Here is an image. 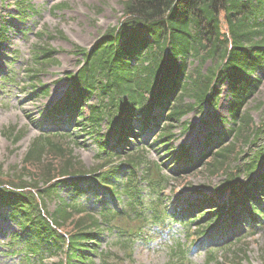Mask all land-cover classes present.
Listing matches in <instances>:
<instances>
[{
    "label": "trees",
    "instance_id": "obj_1",
    "mask_svg": "<svg viewBox=\"0 0 264 264\" xmlns=\"http://www.w3.org/2000/svg\"><path fill=\"white\" fill-rule=\"evenodd\" d=\"M119 1L122 14L117 26L104 31L89 50L74 45L80 67L66 75L68 89L48 112L53 131L31 141L17 182L0 179V209L19 228L12 237L21 245L19 260L25 264H40L44 256L60 250L64 261L59 264L116 263L99 251L100 233H111L114 222L125 220L114 245L131 247L133 227L161 222L166 216L162 192L169 181L200 171L223 177L214 193L227 195L228 201L218 205L205 197L187 204L185 228L198 219L199 233L225 217L220 224L224 227L232 223V214L242 215L239 221L244 226H264V172L251 178L259 167L264 169L259 164L264 147L256 149L261 129L254 127L246 108L264 79V0ZM54 53L47 43L37 48L35 67L51 62ZM189 60L196 65L190 67ZM38 70L27 69L28 83L37 81ZM4 81L12 82L13 74ZM223 86L229 119L214 116L219 130L209 126L200 155L193 160L187 147H172L173 131L178 127L185 131L181 119L202 112L204 106L214 113ZM37 87L36 96L47 94L46 86ZM92 98L97 103H90ZM260 114L263 124L264 109ZM11 130L7 136L16 144L22 134ZM81 135L96 146L99 163L90 168L72 156L70 145L80 146ZM146 136L155 140L149 148L165 154L161 163L150 162L140 147ZM167 160L172 177L163 173ZM22 171H27L28 180L21 179L26 177ZM63 187L70 190L69 202L59 195ZM96 188L103 194L98 208L79 204L88 192L96 196ZM117 202L122 204L119 211L113 208ZM177 248L176 255L183 256ZM211 260L208 250L206 263Z\"/></svg>",
    "mask_w": 264,
    "mask_h": 264
},
{
    "label": "rangeland",
    "instance_id": "obj_2",
    "mask_svg": "<svg viewBox=\"0 0 264 264\" xmlns=\"http://www.w3.org/2000/svg\"><path fill=\"white\" fill-rule=\"evenodd\" d=\"M121 14L122 7L119 0H0V33H4V38L0 40V179L3 182H17L22 169V159L31 141L39 136L42 128L47 130L53 127L47 125L49 119L47 114L67 89L65 74H72L79 67V57L72 53L74 45L88 50L104 31L118 25ZM2 26H5V32L2 31ZM58 32H61L62 36L58 35ZM45 43L55 50L53 59L45 64L37 62L38 65L35 67L33 52ZM195 65L193 63L190 67ZM31 68H39V72L36 76L37 81L30 84L27 79L29 73L26 71ZM12 74V84L3 81ZM38 85L46 86L47 94L36 96ZM262 85L246 107L255 124H261L260 119L263 118L260 113L264 109V81ZM32 86L36 89L34 90ZM226 92V86H223L214 112L221 118L228 116L229 98ZM92 102H95L94 98ZM259 104H262L260 110H258ZM181 121L191 128L182 133L180 127L174 130L175 139L172 147L192 145L190 156L195 157L201 150L204 130H209L208 127H203L202 121L210 122L211 118L203 111L202 114H188ZM215 128L218 126L215 125ZM10 129L22 134V138L16 144H13L12 138L7 136ZM11 134L15 133L11 132ZM143 140L148 142V137ZM78 142L80 146L70 145L72 156L85 167H93L96 146L88 136L81 135L78 137ZM148 158L152 161L157 160L156 152L151 151ZM201 172L185 176L184 179L173 183L174 188L165 192L168 197L165 204L172 206L178 203L179 199L187 198L193 188L206 192L213 191L221 176L211 177ZM22 174L26 176L27 171H22ZM21 179L28 180V177ZM59 195L69 202L71 197L69 188L63 187ZM97 195L99 197L101 194ZM87 199L97 206L98 199L90 193L79 201L84 204ZM52 208L53 203L50 202L49 209ZM15 232H18V227L14 220L5 209H0V264H24L18 261L19 254L12 253V247L6 246ZM151 234L152 231L149 235ZM108 237L107 234L101 236L100 249L103 251L107 250ZM178 240L185 242L183 235L172 226L165 229L160 236L146 243L137 244L133 258L136 264H167L170 246ZM242 242L246 245L244 253L237 251L238 247L242 248V244L238 243L228 251L218 252V256L222 258L219 260L220 264L264 262V232L259 231L254 239ZM205 244L206 248L218 243L207 240ZM20 248L16 244L13 249L18 251ZM188 257L191 264H202L205 255L202 248H199ZM59 260V257L46 258L43 264H54Z\"/></svg>",
    "mask_w": 264,
    "mask_h": 264
}]
</instances>
